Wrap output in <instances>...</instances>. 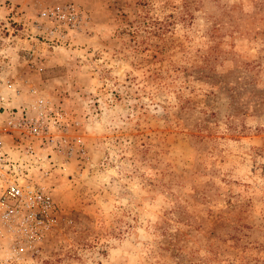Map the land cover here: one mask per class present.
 <instances>
[{
    "label": "rangeland",
    "instance_id": "1",
    "mask_svg": "<svg viewBox=\"0 0 264 264\" xmlns=\"http://www.w3.org/2000/svg\"><path fill=\"white\" fill-rule=\"evenodd\" d=\"M11 180L0 264H264V0H0Z\"/></svg>",
    "mask_w": 264,
    "mask_h": 264
},
{
    "label": "built area",
    "instance_id": "2",
    "mask_svg": "<svg viewBox=\"0 0 264 264\" xmlns=\"http://www.w3.org/2000/svg\"><path fill=\"white\" fill-rule=\"evenodd\" d=\"M52 13V12H50ZM32 192H34L32 190ZM25 198L23 187L16 181L11 180L6 183L5 188L0 193V206L5 210H10L15 203L22 204Z\"/></svg>",
    "mask_w": 264,
    "mask_h": 264
}]
</instances>
